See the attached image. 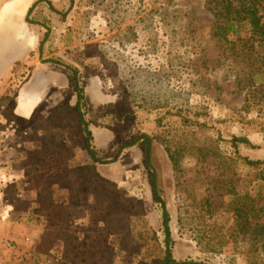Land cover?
Listing matches in <instances>:
<instances>
[{
  "label": "rangeland",
  "instance_id": "1",
  "mask_svg": "<svg viewBox=\"0 0 264 264\" xmlns=\"http://www.w3.org/2000/svg\"><path fill=\"white\" fill-rule=\"evenodd\" d=\"M35 1L0 0V264H163L144 143L119 153L141 134L174 257L264 264V43L208 0Z\"/></svg>",
  "mask_w": 264,
  "mask_h": 264
},
{
  "label": "trees",
  "instance_id": "2",
  "mask_svg": "<svg viewBox=\"0 0 264 264\" xmlns=\"http://www.w3.org/2000/svg\"><path fill=\"white\" fill-rule=\"evenodd\" d=\"M44 0L35 1L32 6L29 7L26 14V21L28 23H33L30 16L38 3ZM73 2V0H71ZM213 10L216 25L214 28L215 35L227 39L229 34L240 36L241 30H249L251 35L248 40H255L264 43V0H208L207 1ZM65 17L66 14L59 12ZM50 35V29L47 28V31L44 35V38L40 42L39 51L42 55L43 48L45 43L48 41ZM48 62H53L58 65H63L69 69L74 74L75 91L77 94L78 100V111H79V120L83 124L86 132V148L90 158L94 162H101L96 153L92 148V131L89 127V122L87 121L84 112L82 111V106L84 105L85 94L84 88L80 86L79 83V72L76 68L64 64L58 60H48ZM237 141V140H235ZM140 142L144 143L145 146V164L152 173L150 176V183L153 188V195L155 199L160 203L163 211V228L165 235V254L163 264H204L195 260H177L173 254V236L171 230V216L167 207L165 200L163 199L160 188L158 186V179L156 171L153 168V139L148 134H141L134 138L133 140L125 143L121 146V153L125 148L132 147ZM247 163L250 165L261 164L262 161H254L246 158Z\"/></svg>",
  "mask_w": 264,
  "mask_h": 264
},
{
  "label": "crops",
  "instance_id": "3",
  "mask_svg": "<svg viewBox=\"0 0 264 264\" xmlns=\"http://www.w3.org/2000/svg\"><path fill=\"white\" fill-rule=\"evenodd\" d=\"M7 27H0V55L7 50Z\"/></svg>",
  "mask_w": 264,
  "mask_h": 264
},
{
  "label": "built area",
  "instance_id": "4",
  "mask_svg": "<svg viewBox=\"0 0 264 264\" xmlns=\"http://www.w3.org/2000/svg\"><path fill=\"white\" fill-rule=\"evenodd\" d=\"M8 217H9V212L5 209L0 208V229L2 225L5 223V221L8 219ZM27 240H29V237H27ZM0 263H1V256H0Z\"/></svg>",
  "mask_w": 264,
  "mask_h": 264
}]
</instances>
